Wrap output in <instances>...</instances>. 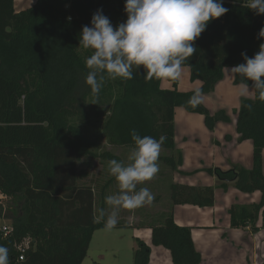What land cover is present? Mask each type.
<instances>
[{
    "label": "trees",
    "instance_id": "obj_1",
    "mask_svg": "<svg viewBox=\"0 0 264 264\" xmlns=\"http://www.w3.org/2000/svg\"><path fill=\"white\" fill-rule=\"evenodd\" d=\"M124 5L125 0H36L15 13L13 0H0V195L10 199L6 207L0 205V227L6 221L11 228L6 235L0 229V245L9 250V264H82L93 233L105 229L94 218L95 189L79 184L87 175L78 165L86 157L119 159L106 151L93 155L94 143L73 123L74 118H86L87 103L95 116H106L102 131L109 146L132 150L133 129L157 140L163 136L159 162L178 173L175 109L201 115L209 130L227 121L223 111L211 114L202 104L189 105L194 91H177L174 80L173 89H161L162 78L149 79L143 67L134 69L132 80L106 77L98 97L90 92L85 58L92 50L78 48L81 30L90 26L98 9L114 27L125 22ZM223 6L229 11L208 23L186 67L203 94L214 90L225 67L244 62L242 52L252 57L264 43L258 38L264 16L249 10L246 0H223ZM239 82L233 78L235 86ZM235 132L239 143H251V168L208 173L223 190L232 185L244 194H260L257 204H233L228 214L233 229L255 232L260 218L259 229L264 230V101L255 94L252 100H240ZM113 182L110 177L102 192ZM213 202L211 186L171 183L169 204L139 225L151 230V244L166 249L172 264H200L192 229L175 224L173 208H209ZM126 226L118 223L115 228ZM24 240L28 248L19 261L16 248ZM149 252L138 242L134 264H147Z\"/></svg>",
    "mask_w": 264,
    "mask_h": 264
},
{
    "label": "clouds",
    "instance_id": "obj_2",
    "mask_svg": "<svg viewBox=\"0 0 264 264\" xmlns=\"http://www.w3.org/2000/svg\"><path fill=\"white\" fill-rule=\"evenodd\" d=\"M246 6L258 16H264V0H246ZM125 22L113 26L98 9L90 26H83L79 47L91 49L85 58L89 70L85 84L94 96H99L106 77L115 80L134 79V72L143 67L151 79L182 78L188 60L197 52L194 42L208 23L222 17L229 9L223 0H125ZM70 19V18H69ZM264 39V28L258 33ZM243 63L224 69L230 77L240 79L238 96L252 94L264 101V43L252 57L241 53ZM135 69V71H134ZM203 92L196 89L188 104L196 107L203 102ZM135 147L128 155V164L108 161L109 174L118 183V192L105 198L106 208L97 209L95 220L103 222L106 230L116 227L121 210H135L151 205L155 197L148 187L138 185L151 181L159 172V156L165 137L159 140L130 133ZM0 264H9V250L0 245Z\"/></svg>",
    "mask_w": 264,
    "mask_h": 264
},
{
    "label": "rangeland",
    "instance_id": "obj_3",
    "mask_svg": "<svg viewBox=\"0 0 264 264\" xmlns=\"http://www.w3.org/2000/svg\"><path fill=\"white\" fill-rule=\"evenodd\" d=\"M227 68L230 69V67ZM229 77V74L224 72L222 80L217 83L212 92L204 94L203 102L201 103L211 114L223 111L227 116V121H219L215 123L212 130H209L204 124V119L201 115L188 113L182 108H177L174 112L173 124L176 133V146L179 148L178 151L181 154L178 169L184 171V173L182 172L183 175L182 173L170 171L158 161L160 170L157 175L151 181L138 185V188L148 187L155 197L154 201L151 205H146L135 210H121L118 223L127 225L147 223V221L150 220H147V217L150 218L158 211L165 209V205L169 204V185L171 183L194 186L206 182L208 183L209 181L211 182L210 177L212 176L208 173L209 168H218L222 171H228L231 168L249 170L248 168H250L249 164L251 162L250 151H248V153L245 151L243 152L236 146L233 139L234 137L236 138L235 122L240 100L252 99L253 95L246 98L239 97L238 88ZM199 86L200 82L190 81L189 70L185 68L182 78L176 80V85L174 87L179 92H187L190 90L195 91ZM161 87L163 89L174 88L169 78H162ZM85 111L86 118H74L73 123L82 128L87 137L94 143L95 146L92 149L93 155H99L106 151L116 156L119 161L128 164V155L132 151L131 149L114 148L106 143L102 131V126L106 117L104 113L100 116H95L88 103L85 106ZM243 147H245V144H243L242 148ZM163 153L164 152L161 150L160 155ZM198 157H200V161H198ZM78 167L79 170L85 172L87 175L79 184L91 185L95 189L97 199L96 212L99 208L107 209L108 206L105 202L106 196L114 194L119 190L118 183L113 182L102 192L104 183L108 181L110 177L113 178L108 171V161H103L95 156L86 157L80 161ZM215 191V204L218 208L221 207L223 203H226L227 200L230 199L229 202H233L236 197L242 195L236 188L229 189L228 192L225 193L220 190ZM2 197L3 196L0 195V205L6 207L10 199H4ZM103 200L104 206L102 207L101 204ZM258 202L259 201H257V203ZM210 208H202L203 210L200 211L197 210L196 206L176 207L175 213L184 222L204 224L206 222L204 213ZM1 223L5 226L8 225L6 221ZM132 230V228L126 226L125 228H114L109 231L96 232L89 245L90 247L83 264H93V262H96L95 260L99 255L102 257L101 264H134V253L131 250V246L135 240L132 237L134 233ZM259 241H261V244L257 247L258 264H263L264 234H261L258 243ZM243 247L249 249L250 244L245 243ZM215 249H217V246ZM220 249L225 250L223 246H221ZM114 255L116 258L113 257ZM169 259L159 254H155V256L152 254V258L148 256L147 264H171ZM216 261L223 263L228 262V264H240V258L235 254L234 248L231 247H229L228 255L225 254L222 257L220 256L211 260L207 257L206 259L201 258V262H205V264H212Z\"/></svg>",
    "mask_w": 264,
    "mask_h": 264
},
{
    "label": "crops",
    "instance_id": "obj_4",
    "mask_svg": "<svg viewBox=\"0 0 264 264\" xmlns=\"http://www.w3.org/2000/svg\"><path fill=\"white\" fill-rule=\"evenodd\" d=\"M35 3H36V0H13V10L15 13H19L23 10H26V9L32 7ZM224 72L226 73L225 69L223 70V73ZM229 79H231V81L233 82V77H231V78L229 77ZM171 81L173 83V80H171ZM175 82H176V80H175ZM160 88L163 89L161 87V84H160ZM252 95L254 97V94H252ZM252 95H250L249 97H251ZM252 99H250V100H252ZM175 111H176V109H175ZM175 136H176V133L174 130V143H175V147L178 151L179 148L176 146ZM233 140L235 141L236 146L238 148H240L243 152L245 151L246 153H248V151H250V155L252 154V146H251L250 141H244L242 143L237 142L238 141V135L237 134H236V138L234 137ZM243 144H245V147L242 148ZM263 156H264V150L262 151V172L264 175V171H263L264 159H263ZM197 159H198V161H200V157H198ZM239 163H241V162H239ZM249 165L251 168V162ZM220 166H222V165H220ZM250 168H248V169H250ZM209 169H211V168H209ZM178 171H180L181 173L182 172L184 173V171H181L180 169H178ZM183 173H182V175H183ZM210 179H211V182L209 181L208 183L206 182L204 184L194 185L193 187L211 186L214 189V194L216 193L215 190H220V191L225 193V192H228L229 189H234V187L232 185H229L226 190H223V189L218 187V184H217L215 177L212 176V177H210ZM114 183H117V182H114ZM241 194L242 195L236 197L233 202H229V200H230L229 199L226 201V203H223L222 206L219 208L215 204L216 201H215V197H214L213 206L211 208L209 207L210 209L208 211H206V213H204V217L206 218V222L204 224H200V223L191 224L190 222H184L183 220L180 219L179 216L176 215V213H175L176 207H189L190 205L175 206L173 208V220H174L175 224L178 226H187V227H190L192 229L191 230V237H192L193 245H194L196 251L200 254L202 259L203 258L206 259V257H207V258H209V260H211L213 258L215 259V258L220 257V256L222 257L225 254L228 255L229 247H231V248H234L235 254L240 258V264L241 263L242 264H258L257 247H258V245L261 244V241H259V243H258V239L261 238V234H264V230L259 229V227L261 225L260 218L256 224V227L258 228V230L255 232H252L249 227L244 228V229L243 228L233 229L230 227V219H229L228 211H229L231 205H233V204H244V205L245 204H257V201H259V198H260V194L258 192H254L252 194H244V193H241ZM196 208H197V210H200V211L203 210L202 208H198V207H196ZM128 227L132 228L133 229L132 231L134 232L132 237L135 240V242L131 246V250L133 253L137 249V243L141 242V243H143L149 247V249H150L149 258H152V254L154 256H155V254H159L165 258H168V259L170 258V254L166 249H164L162 247H155L151 244V230L149 228L142 227V226L137 225V224L136 225L130 224V225H128ZM99 231H109V230L104 229V230H99ZM96 232H98V231H96ZM96 232L93 233L92 239H93V236ZM92 239H91V242H92ZM245 243L250 244L249 249H245L243 247V245ZM216 246H217L218 250L215 249ZM221 246H223V248L225 250L220 249ZM112 253H115V252H112ZM113 257L116 258L115 255ZM250 257H251V259H250ZM95 261L96 262H93V264H101L100 262L102 261V257L100 255L97 256ZM169 261L171 262V258L169 259ZM205 262H206V260H205ZM205 262H203V263L201 262L200 264H205ZM171 264H172V262H171ZM212 264H228V262L223 263V262L216 261V262H213ZM263 264H264V260H263Z\"/></svg>",
    "mask_w": 264,
    "mask_h": 264
},
{
    "label": "built area",
    "instance_id": "obj_5",
    "mask_svg": "<svg viewBox=\"0 0 264 264\" xmlns=\"http://www.w3.org/2000/svg\"><path fill=\"white\" fill-rule=\"evenodd\" d=\"M2 198L7 199L5 196H3ZM0 229L4 235L8 234L11 231L10 226H8V225L5 226L3 224H1ZM27 248H28V240H24L23 243L16 248V250L19 253V257H18L19 261L23 260L24 253H25Z\"/></svg>",
    "mask_w": 264,
    "mask_h": 264
}]
</instances>
